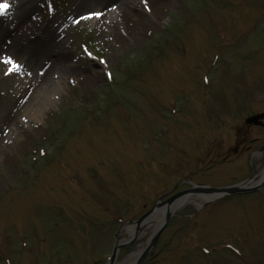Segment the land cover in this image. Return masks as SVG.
<instances>
[{"label":"rangeland","instance_id":"1","mask_svg":"<svg viewBox=\"0 0 264 264\" xmlns=\"http://www.w3.org/2000/svg\"><path fill=\"white\" fill-rule=\"evenodd\" d=\"M96 1L7 0L0 15V264H105L121 219L184 176L243 178L263 142L253 127L231 151L235 119L264 109V0H132L143 23L118 27ZM205 204L178 207L142 264H264V194Z\"/></svg>","mask_w":264,"mask_h":264},{"label":"water","instance_id":"2","mask_svg":"<svg viewBox=\"0 0 264 264\" xmlns=\"http://www.w3.org/2000/svg\"><path fill=\"white\" fill-rule=\"evenodd\" d=\"M260 117H262V114L254 115L250 118H247L246 121L247 122H253V121L255 122ZM263 183L264 182H262L261 184H263ZM256 187H248V186L244 187L241 185L226 186L223 188L207 187V188H201V189L199 187H197V188L192 187V188H187V190L178 191L176 194L169 196L167 198V200H165L163 202L156 203L154 206H152L150 209H148L147 212H145L144 214L139 216L138 219L132 221L134 231H133L130 239L127 242L121 241V243L118 241L117 238L115 239L116 242L114 243V246L112 248V254H111V257L109 259V261H110L109 264H113V259H114V256L116 254V250L118 248H120L121 246L130 244V242L134 241V239L137 237V235L140 234L142 229L146 226L151 215L157 213L160 210L159 207H162V209H163V212L159 218L160 220H159L158 224L155 225V227L153 228V231L151 232L150 237L148 238L149 240L147 241V243L137 253V255L134 259V264H141V262L143 261V258L151 251L152 246L157 241L158 236L160 235L164 226L169 221V217L175 209V206H173L174 205L173 203L175 201H177L179 199V197H181L182 195H186L187 193L197 192V191L201 190L205 193L208 192V193L212 194L213 197H215V196L217 197L218 195H227L230 193L246 192V191H250V190H255Z\"/></svg>","mask_w":264,"mask_h":264},{"label":"bare ground","instance_id":"3","mask_svg":"<svg viewBox=\"0 0 264 264\" xmlns=\"http://www.w3.org/2000/svg\"><path fill=\"white\" fill-rule=\"evenodd\" d=\"M97 5L101 6L104 9L103 13L100 15L101 17L99 19H101L102 16H104L103 20L105 22H107V24H109V26L111 25V26L118 27L121 21H129V20L131 21L132 25L135 26V25L142 24L143 21H144V20H142L141 15L138 14L136 11H135V13L132 12V11L128 12L129 6L130 7L134 6V3L132 2V0H101V1L97 2ZM19 7H21V4H20ZM134 8H135V6H134ZM106 13H108L107 16H106ZM99 19L97 21H99ZM16 40L17 39H15V41ZM57 45L60 46V47H58V49L64 48V46L62 45V42H60V41H58ZM19 54H20V56L17 53H14L15 57L21 58L22 63H23L22 64V68L23 67L25 68L26 65L28 66L29 70L27 72L29 73V71H32L34 65H32V63L30 62V60H29L30 58L27 57L28 55L27 56L26 55L22 56V53H19ZM36 57H38V55ZM36 70H37V68L35 69V71ZM47 70H48V68H47ZM41 78L37 74L34 75V77H33V74H32V78H29V79H30L31 82L33 81L32 83L37 84L40 81ZM22 135H23V132H22ZM11 139H13V141H15L16 138L11 137ZM24 139H25V137H24ZM8 143H10V141L8 139H7L5 144H4V142H0V155L6 149V146L8 145ZM195 197H196V199H195L196 201L199 200L200 198H207V196L203 195V194L202 195L197 194ZM128 261H130V260L126 259L121 264H127Z\"/></svg>","mask_w":264,"mask_h":264},{"label":"snow or ice","instance_id":"4","mask_svg":"<svg viewBox=\"0 0 264 264\" xmlns=\"http://www.w3.org/2000/svg\"><path fill=\"white\" fill-rule=\"evenodd\" d=\"M142 3L145 4V9L147 10V3L146 0H142ZM9 7L7 0H0V15H3L6 9ZM90 15H100L99 13H91ZM7 63L11 64L13 67H18L11 59L5 58Z\"/></svg>","mask_w":264,"mask_h":264},{"label":"flooded vegetation","instance_id":"5","mask_svg":"<svg viewBox=\"0 0 264 264\" xmlns=\"http://www.w3.org/2000/svg\"><path fill=\"white\" fill-rule=\"evenodd\" d=\"M245 132H246V131H245ZM236 147H237V146H236ZM239 147H240V146H239ZM247 147H248V146H247ZM247 147H246V148H247ZM240 148H241V147H240ZM237 149H238V147H237ZM263 151H264V150H263ZM263 151L261 152L262 157H263V155H264V154H263Z\"/></svg>","mask_w":264,"mask_h":264}]
</instances>
